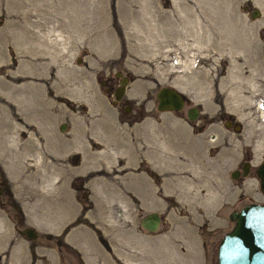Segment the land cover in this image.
<instances>
[{"label":"rangeland","instance_id":"rangeland-1","mask_svg":"<svg viewBox=\"0 0 264 264\" xmlns=\"http://www.w3.org/2000/svg\"><path fill=\"white\" fill-rule=\"evenodd\" d=\"M263 49L264 0H0V170L22 213L16 225L0 199V264H59L42 231L67 222L53 224L73 192L103 241L84 224L69 228L81 262L64 249V264H215L230 211L263 199L253 169L264 152ZM117 70L128 81L113 103ZM162 85L186 96L181 109L155 108ZM41 97L57 107L49 130L26 114ZM72 153L87 178L77 190ZM43 154L50 186L37 205L31 173ZM248 157V172L231 177ZM141 158L151 168L144 207L115 194L103 202V190L132 183ZM150 210L161 216L152 232L139 225Z\"/></svg>","mask_w":264,"mask_h":264},{"label":"water","instance_id":"water-1","mask_svg":"<svg viewBox=\"0 0 264 264\" xmlns=\"http://www.w3.org/2000/svg\"><path fill=\"white\" fill-rule=\"evenodd\" d=\"M259 15V10L253 7L249 16L254 18ZM264 58V49L262 50ZM120 76L118 85L114 88L113 103L118 100L125 88L127 78L120 75V71L114 73ZM156 109L159 111L179 110L185 103L186 96L172 86L162 85L155 91ZM126 110V109H125ZM197 113L195 106L186 109L188 119H193ZM230 123V122H229ZM65 127L61 122L58 126L60 130ZM235 129L239 128L234 123ZM242 175L247 173V163L241 166ZM255 173L259 178V189L264 196V162L256 166ZM238 174L234 169L230 172L232 177ZM228 219L233 222L230 229L225 231L220 237L216 247L215 264H264V203L248 202L242 205L239 210H231ZM159 222V215L155 211L146 213L140 219V225L148 231L156 229ZM27 238L35 237V230L32 227H25L19 230Z\"/></svg>","mask_w":264,"mask_h":264},{"label":"flooded vegetation","instance_id":"flooded-vegetation-1","mask_svg":"<svg viewBox=\"0 0 264 264\" xmlns=\"http://www.w3.org/2000/svg\"><path fill=\"white\" fill-rule=\"evenodd\" d=\"M243 8L244 9H246V10H249V12H250V10L253 8L252 6L250 7V6H246V5H244L243 6ZM117 71H119V70H117ZM116 72V71H115ZM114 72V73H115ZM120 75H124V74H122L121 73V71H120ZM115 76V75H114ZM124 76H126V75H124ZM115 77H117V79L119 80V75L118 76H115ZM126 78H127V81H128V77L126 76ZM127 83V82H126ZM118 85V84H117ZM116 85V86H117ZM126 85V84H125ZM115 86V87H116ZM114 87V88H115ZM125 89V88H124ZM114 90V89H113ZM113 92V91H112ZM123 93H124V91H123ZM122 93V94H123ZM112 96H113V94H112ZM122 96V95H121ZM121 98V97H120ZM119 98V99H120ZM113 99H114V97H113ZM118 99V100H119ZM113 101V100H112ZM117 101V100H116ZM186 101H187V98L185 99V103H186ZM123 102H125V100L123 101ZM184 103V104H185ZM126 105V104H125ZM124 105V111L126 112L127 111V109L125 108L126 106ZM184 106V105H183ZM182 106V107H183ZM191 106H194V105H191ZM181 107V108H182ZM188 107H190V106H188ZM187 107V108H188ZM196 107V106H195ZM155 108H156V105H155ZM186 108V109H187ZM126 109V110H125ZM186 109H185V113H186ZM196 110H197V113H198V108L196 107ZM159 111V110H158ZM175 111V110H174ZM197 113H196V115H197ZM195 115V116H196ZM187 116V115H186ZM188 118V117H187ZM195 118V117H194ZM193 118V119H194ZM189 120H192V119H189ZM239 125V124H238ZM239 127H240V125H239ZM68 158H67V164H68V166L70 167V168H72V170H73V172H74V174H73V183H72V185H71V187L74 189V190H77L79 187H80V185H82V182L84 183L85 181H87V178H85V179H81V177H80V174H75V169H76V166L78 165V161H75V159L77 158V155L76 154H74V153H72V154H70V155H68L67 156ZM244 162H246L247 163V172H248V170H249V168H250V164H249V157L248 158H243V159H241V161H240V164H239V167L238 168H235L236 170H237V172H238V174L236 175V176H238L239 174H241V172H242V169H241V166H242V164L244 163ZM262 162H264V152L261 154V158H260V161L253 167V169H254V172H255V169H256V166L257 165H259L260 163H262ZM124 165V166H123ZM123 165H122V167L121 168H124V167H126L127 165L126 164H124L123 163ZM146 166L144 165V160H143V158H141V159H139V161L137 162V164L135 165V166H133L132 168H134L135 170L134 171H132V173H135V175L136 176H133L132 178H131V182L132 183H128V181L126 180V178L124 179V183H122V185H120V186H118V185H113L112 187H111V189L110 190H103L102 191V195L100 194V199H102L103 200V202H107L109 199H111L112 197H113V194H115L114 196H117V197H119V198H121V197H123V198H128V200H130V202L132 203V208L133 209H139V208H142V207H144V204H145V200H144V197H145V193H147L148 191H146L145 190V172H146V169H147V171L148 172H150L151 171V168H150V166H147V168H145ZM62 168H64L63 166H61L60 165V172H63V170H62ZM256 174V173H255ZM231 176V175H230ZM235 176V177H236ZM257 176V175H256ZM135 177V178H134ZM232 177V176H231ZM59 179V178H58ZM259 180V179H258ZM56 181H58V180H56ZM115 187V188H114ZM121 192V193H120ZM149 193V192H148ZM5 198L4 200H2V202L3 203H7V205H8V207L10 208V210H11V205L13 204V205H15L16 207H18V205H17V203L15 202V200H13L12 199V196H11V194L9 193V191H8V188H7V185H6V183H5V180H4V177H3V175H2V172H1V170H0V199H2V198ZM59 198V196H56V200ZM89 199V198H88ZM72 200H73V202H72V207H71V212H70V210H69V208H68V214H65V213H63V214H61V215H59L58 217H57V219H56V221L53 223V224H58V222H60L61 223V220H65V219H67V222H65V223H63V225L62 226H57V231H51L50 230V228H45L43 231H42V237H43V239H45V241L46 242H54V249L56 250V252H57V257H58V263L59 264H64V255H63V252H62V250H68V252L70 253V252H72L73 253V255L75 256V255H77L78 253H79V250L78 249H76L75 248V246H74V244H72L71 242H69V241H66L65 240V234H68L69 233V231H68V229L69 228H76L78 225H80V224H84L85 226H87V227H89L91 230H93V232H92V234L93 235H95L96 237H98L101 241H103V237H102V234H101V232H100V228L98 227V226H95L92 222H93V220L92 219H90L89 217H87L86 215H85V212L87 211V210H90V207L91 206H89V205H85L84 207L81 205V203L79 202V201H77L78 199H76V197H75V194H74V192H73V196H72ZM125 201L126 202V204H129V201ZM156 201L158 202L159 201V186L157 185V188H156ZM252 201H254V200H252ZM252 201H249V202H252ZM100 202V201H99ZM255 202H259V203H264V196H263V199L262 200H259V201H255ZM245 204V203H244ZM244 204H242V205H244ZM242 205L239 207V208H237V209H232V210H239L241 207H242ZM45 208H47V207H45ZM52 208V207H51ZM18 210L20 211V209H19V207H18ZM150 211H154V210H150ZM150 211H147V212H145L140 218H139V225H140V219L146 214V213H148V212H150ZM90 212H91V210H90ZM99 212H101V209H100V211ZM155 212H157V211H155ZM158 213V212H157ZM11 215H12V219L14 220V222H15V224L17 225V224H19V223H21V221H22V213H21V211H20V216H21V218L20 219H17L16 218V214L14 213V212H12L11 213ZM158 215H159V222H160V219H161V216H160V214L158 213ZM159 222H158V225H159ZM158 225H157V227H158ZM141 226V225H140ZM26 227H29V226H26ZM142 227V226H141ZM157 227H156V229H157ZM22 228H25V226L24 227H22ZM22 228H20V229H22ZM33 228V227H32ZM143 229H145L144 227H142ZM20 229H18L17 228V230H18V232H19V230ZM34 229V228H33ZM156 229H154V230H156ZM35 230V229H34ZM146 230V229H145ZM153 230V231H154ZM148 231V230H147ZM148 232H152V231H148ZM35 234L37 235V232H36V230H35ZM22 235H24V234H22ZM36 235H35V237H36ZM25 236V235H24ZM26 237V236H25ZM34 237V238H35ZM33 239V238H32ZM47 246H49V244H47ZM78 257H79V260H80V256H79V254H78ZM116 261H117V263L118 264H122L121 262H119V260H117L116 259ZM80 262H81V260H80ZM80 264V263H79Z\"/></svg>","mask_w":264,"mask_h":264},{"label":"bare ground","instance_id":"bare-ground-1","mask_svg":"<svg viewBox=\"0 0 264 264\" xmlns=\"http://www.w3.org/2000/svg\"><path fill=\"white\" fill-rule=\"evenodd\" d=\"M14 88H16L15 86H14ZM43 97V96H42ZM37 98L36 99V101H35V104L36 103H38L39 105L38 106H34V105H32V106H30V108L28 109V111H27V113L26 114H29V117H31L32 119H34V121L35 120H37L38 122H39V124H40V126L42 127V124L44 125V127H45V129H48L49 130V127L50 126H47L46 125V120H47V117H48V115H49V113H57V107H56V105H50V101H47V100H44L43 98ZM51 99V101H52V98H50ZM37 105V104H36ZM27 116V115H26ZM30 118V119H31ZM31 121V120H30ZM23 122V121H22ZM28 122V121H27ZM39 127V126H38ZM40 127V128H41ZM43 127V128H44ZM40 131V130H39ZM47 131V130H46ZM38 132V131H37ZM44 132H45V130H44ZM33 134H35V132H33V131H31L30 132V135H33ZM39 134V133H38ZM47 134V133H46ZM47 136H48V134H47ZM116 136V135H115ZM114 136V137H115ZM40 137H42V135L40 136ZM119 137V136H118ZM31 140V139H30ZM29 140V141H30ZM116 140V139H115ZM108 142V141H107ZM112 142V141H111ZM104 144H107L106 142H104ZM35 145L33 144L32 145V147H34ZM110 148V147H109ZM100 149V153H102V154H104V153H106V152H108L107 151V149L105 148V146H103V147H100L99 148ZM37 150H38V147L37 148H34L33 149V152H37ZM113 152V151H112ZM38 153V152H37ZM109 154V153H108ZM111 154V153H110ZM46 157H47V155L46 154H43V156H42V161H36L35 162V167H34V169L32 170V175H34L35 176V178H34V184H32L31 185V191H33V195H34V201H35V203L37 204V203H39L40 201V199H41V197H42V195H43V193H42V195H41V193L39 194V192L37 191V190H39V189H47L48 188V186H50V181H49V179H48V176H47V174L45 173L46 172V169H45V166H46ZM107 157V156H106ZM41 167V168H40ZM36 191L38 192V193H36ZM39 199V200H38ZM38 205V204H37ZM42 205V204H41ZM40 206V205H39ZM41 207V206H40ZM39 207V208H40ZM37 211H40V210H37ZM36 211V212H37ZM171 261L173 260V259H170ZM145 263H146V261H144ZM147 262H149V261H147ZM167 263V262H166ZM168 263H170V261L168 262ZM167 263V264H168ZM172 263V262H171ZM174 263H175V261H174ZM128 264H130V263H128ZM143 264V263H142ZM147 264H150V263H147ZM152 264H155L154 262L152 263ZM164 264V263H163Z\"/></svg>","mask_w":264,"mask_h":264},{"label":"trees","instance_id":"trees-1","mask_svg":"<svg viewBox=\"0 0 264 264\" xmlns=\"http://www.w3.org/2000/svg\"><path fill=\"white\" fill-rule=\"evenodd\" d=\"M10 207H11L12 212H14L16 214V218L17 219H20L21 216H20V211L18 210V207H16L13 204Z\"/></svg>","mask_w":264,"mask_h":264}]
</instances>
